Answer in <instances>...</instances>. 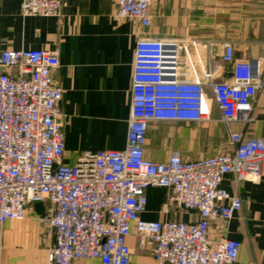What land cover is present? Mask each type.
<instances>
[{
	"label": "built area",
	"instance_id": "2783aa9c",
	"mask_svg": "<svg viewBox=\"0 0 264 264\" xmlns=\"http://www.w3.org/2000/svg\"><path fill=\"white\" fill-rule=\"evenodd\" d=\"M64 0H21L25 16H59ZM152 0H117L115 16L151 25ZM195 39L139 37L136 41L132 104L127 144L102 149L75 165L63 162L64 132L57 103L62 89L53 73L59 49H6L0 64V224L26 217L29 205L47 204L41 217L55 244L49 264H76L100 259L103 264H130L129 236L153 243L156 264H233L242 242L209 236L210 220L228 222L244 198L222 186L233 174L240 183L258 181L264 172V136L245 138L231 122L252 120L254 99L264 86V58L237 59L230 41L223 59L232 62V77L216 80L201 72L192 58ZM201 60V59H200ZM207 77L209 83L203 78ZM210 86L234 148L193 160L178 150L166 161L145 156L148 126L155 120L205 121L210 118ZM165 187L169 201L197 211L196 221L145 220L146 190Z\"/></svg>",
	"mask_w": 264,
	"mask_h": 264
},
{
	"label": "crops",
	"instance_id": "0c3cea01",
	"mask_svg": "<svg viewBox=\"0 0 264 264\" xmlns=\"http://www.w3.org/2000/svg\"><path fill=\"white\" fill-rule=\"evenodd\" d=\"M21 0H0V53L6 49H59L60 66L54 83L62 89L57 103L64 132L63 162L75 165L98 150H121L127 144L132 104V82L136 41L139 37L198 40L199 55L192 58L201 72H212L216 80L232 77V62L223 59L224 43L230 41L237 59L264 58V0H152L151 25L135 18L117 19V0H64L59 16L21 13ZM201 59V60H200ZM1 71H13L2 66ZM209 83L207 77L203 78ZM210 118L205 121L155 120L148 126L145 156L166 161L172 151L185 160L231 152L229 130L210 86ZM248 124L231 122L232 131L245 138L264 136V86L254 99ZM222 186L241 194L243 208L226 222L210 220L209 236L242 242L233 264H264V172L258 181L238 183L233 174ZM170 190L149 187L145 220L196 221L197 211L169 201ZM34 204L26 217L0 224V264H49L47 256L55 244L50 225L42 222ZM129 236L130 264H156L153 243L139 244L135 228ZM76 264H103L100 259H82Z\"/></svg>",
	"mask_w": 264,
	"mask_h": 264
},
{
	"label": "water",
	"instance_id": "95a60500",
	"mask_svg": "<svg viewBox=\"0 0 264 264\" xmlns=\"http://www.w3.org/2000/svg\"><path fill=\"white\" fill-rule=\"evenodd\" d=\"M34 206H35V208H36V210L39 212V213H45V211H44V209H45V205H44V203L43 202H36L35 204H34Z\"/></svg>",
	"mask_w": 264,
	"mask_h": 264
}]
</instances>
